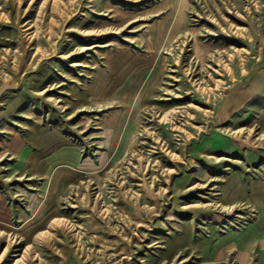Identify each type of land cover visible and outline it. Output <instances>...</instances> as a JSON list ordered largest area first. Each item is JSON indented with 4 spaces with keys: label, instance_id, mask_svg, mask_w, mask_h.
<instances>
[{
    "label": "rangeland",
    "instance_id": "obj_1",
    "mask_svg": "<svg viewBox=\"0 0 264 264\" xmlns=\"http://www.w3.org/2000/svg\"><path fill=\"white\" fill-rule=\"evenodd\" d=\"M240 179L264 0H0V264H264Z\"/></svg>",
    "mask_w": 264,
    "mask_h": 264
},
{
    "label": "crops",
    "instance_id": "obj_2",
    "mask_svg": "<svg viewBox=\"0 0 264 264\" xmlns=\"http://www.w3.org/2000/svg\"><path fill=\"white\" fill-rule=\"evenodd\" d=\"M157 47H161L160 42L153 45V49H156ZM241 196L254 203H262V201H264V184L261 185L259 183L250 182L247 184L243 179L231 180L225 188V200L229 202L240 198Z\"/></svg>",
    "mask_w": 264,
    "mask_h": 264
}]
</instances>
